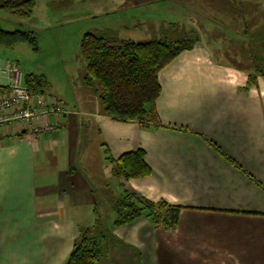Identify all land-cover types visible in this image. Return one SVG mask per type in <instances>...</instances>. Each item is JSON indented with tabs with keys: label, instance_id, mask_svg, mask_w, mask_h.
I'll return each instance as SVG.
<instances>
[{
	"label": "crops",
	"instance_id": "0c3cea01",
	"mask_svg": "<svg viewBox=\"0 0 264 264\" xmlns=\"http://www.w3.org/2000/svg\"><path fill=\"white\" fill-rule=\"evenodd\" d=\"M81 1L94 8V17L109 18L85 32L108 29L147 40L151 24L164 20L149 6L172 0ZM179 1L196 21L206 20L207 32L239 37L227 27L230 19L239 28L240 20L227 16L233 10L226 0H204L205 16L194 11L198 0ZM51 6L57 1L35 3L20 20L35 28L38 19L49 21ZM128 10L110 23L113 13ZM215 43L199 39L159 70V126L104 113L96 91L82 80L69 94L50 81L33 94L39 122L51 129L0 123V264H65L102 208L109 213V236L97 264H264V77L247 86V71L215 59ZM6 59L0 58V96L12 76ZM22 81L26 86L23 73ZM135 148L143 149L150 173L114 174L111 159ZM131 191L178 205L176 227H155L145 215L114 224L115 199ZM26 239L31 245L25 243L23 254L5 248Z\"/></svg>",
	"mask_w": 264,
	"mask_h": 264
},
{
	"label": "trees",
	"instance_id": "16d2710c",
	"mask_svg": "<svg viewBox=\"0 0 264 264\" xmlns=\"http://www.w3.org/2000/svg\"><path fill=\"white\" fill-rule=\"evenodd\" d=\"M34 4L35 0H0V9H6L16 17L27 18ZM170 26L176 33L168 39H126L113 35L108 29L87 31L82 35L80 50L86 62L82 83L96 91L104 113L125 120L134 119L141 127L161 125L154 105L160 93L158 72L199 40V37H193L185 30H176L179 28L175 22ZM244 27H239L237 39L236 36L230 38L245 45L242 52L244 55L248 52L247 58L250 64L253 63L244 69L248 72V86L256 84L259 75L264 76V40H260L262 34L258 30L249 34ZM20 42H27L37 49L32 29L9 30L0 27V46L12 47ZM253 49L255 55L251 54ZM24 81L31 94L42 92L46 84L43 75L34 73H25ZM228 158L233 162L231 157ZM111 160L113 173L125 179L147 175L151 171L142 148L125 151ZM114 204L117 213L114 224L145 215L155 227L173 230L177 225L179 206L164 200L154 202L131 191L117 197ZM103 218L97 212L94 224L81 231L65 264H97L100 261L104 250L103 240L109 236Z\"/></svg>",
	"mask_w": 264,
	"mask_h": 264
},
{
	"label": "rangeland",
	"instance_id": "374dc122",
	"mask_svg": "<svg viewBox=\"0 0 264 264\" xmlns=\"http://www.w3.org/2000/svg\"><path fill=\"white\" fill-rule=\"evenodd\" d=\"M42 1L48 2L49 0H35V3L36 5H39V3L41 5ZM56 1L57 6H51L47 12V14L51 16L49 21H41L38 19V25L35 28H31L35 32L37 49H33L27 42L17 43L12 48L0 46V58L7 57L14 61L17 60L19 69L23 74L34 73L43 75L46 81H50L55 89L69 94L72 93L73 89L78 87L77 85H79L80 80H82L86 68V62L80 50V39L82 35L86 30H89V27L98 26V24L108 21L109 18H106L107 16L104 15L94 17L93 15L96 13L94 12V8L88 6L81 0H77L72 4L65 0ZM203 1L204 0H198V6L194 9V11L200 13L201 16H205L206 14L205 5L202 4ZM99 2L100 1H97L93 6L97 7V4H101V2ZM180 3L179 0H172L170 2H160L159 6L155 4L149 6L151 14L164 17L161 24L163 23L166 26L159 28L161 24L159 26L151 24L149 27L150 32L148 33L150 36L149 38L168 39L174 37L176 32H173V26H170V22L175 19L174 21H176V25L179 28L176 30H185L189 35L199 37V39L205 42L211 40L213 42L217 41L214 46L219 49V52L213 53L215 59L225 61L242 70L246 69L249 65H253V63L250 64L247 58L248 52H246L245 55L242 52L243 46L245 45L231 40V38H235L231 31H225L222 35H218L216 29H211L207 32L205 29L206 20L204 19L202 22L199 17L198 21H196L191 17L193 13L190 14V12L187 11L188 9L185 8V5L184 7L180 6ZM226 5L233 10H227V13H229L227 16L240 20V25H238V27L245 26L244 28L249 31V34L258 30V33L262 34L260 40H264V0H226ZM128 12L129 10L126 12L118 11L117 13H113L110 23L113 21L115 24L117 20L124 17ZM20 19L22 20V18L12 15L6 9H0V27L9 30L30 29L28 21L25 20V22H21ZM244 20H246V22H244ZM228 23L227 27L229 29H234L236 33H238L239 28H237L236 25L234 26V24L230 25V19ZM223 25H226V23L223 22ZM136 31L138 30H134L133 32ZM204 31L206 32L204 33ZM226 35L233 37L230 38V36ZM134 38L136 39L137 37ZM247 41L248 40H246V42ZM251 54L255 55V49L251 51ZM260 63L262 64V62ZM254 64L256 65L257 61L254 62ZM245 91H248V89H245ZM99 214L104 217L103 222L105 227V221L107 217H109V213L102 208ZM6 230L9 231L11 228H6ZM25 236L31 237V234L29 233ZM25 243L26 246L30 247L31 240L26 239L22 244L15 243L12 245L9 243L5 248L8 247L10 253L23 254L25 251L23 252L22 248ZM0 244L3 245L4 243ZM12 247L14 248L12 249ZM27 253H29V251H27Z\"/></svg>",
	"mask_w": 264,
	"mask_h": 264
},
{
	"label": "built area",
	"instance_id": "2783aa9c",
	"mask_svg": "<svg viewBox=\"0 0 264 264\" xmlns=\"http://www.w3.org/2000/svg\"><path fill=\"white\" fill-rule=\"evenodd\" d=\"M5 70L12 73V76L8 91L0 96V123L18 120L34 132L51 129L49 124L39 122V112L32 102L33 94L23 84L22 72L15 61L6 59ZM55 106L62 109L59 102H55Z\"/></svg>",
	"mask_w": 264,
	"mask_h": 264
}]
</instances>
